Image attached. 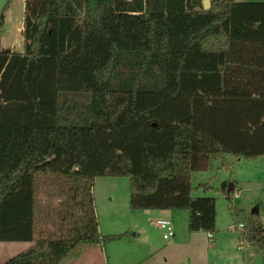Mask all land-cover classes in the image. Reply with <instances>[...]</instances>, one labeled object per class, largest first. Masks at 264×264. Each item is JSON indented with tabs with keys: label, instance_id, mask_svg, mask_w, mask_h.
<instances>
[{
	"label": "trees",
	"instance_id": "1",
	"mask_svg": "<svg viewBox=\"0 0 264 264\" xmlns=\"http://www.w3.org/2000/svg\"><path fill=\"white\" fill-rule=\"evenodd\" d=\"M21 36L0 46V240L30 243L0 264H61L121 235L98 229L95 174L126 175L129 208H185L211 233L212 195L190 193L209 183L189 177L218 151L264 153V1L23 0ZM46 174L54 229L34 219ZM247 230L261 249L264 227Z\"/></svg>",
	"mask_w": 264,
	"mask_h": 264
},
{
	"label": "rangeland",
	"instance_id": "2",
	"mask_svg": "<svg viewBox=\"0 0 264 264\" xmlns=\"http://www.w3.org/2000/svg\"><path fill=\"white\" fill-rule=\"evenodd\" d=\"M6 2L0 46L14 49L22 42L23 0H0V11ZM189 180L191 183L203 180L209 183L204 188H192L190 193L212 195L214 212L211 233H205L201 229L189 231L185 226V208H173L183 210L184 213L173 212L171 216H165L169 218L172 230L168 238L161 237L160 228L154 220L155 215L150 214H143L144 232L131 237L130 230L138 226L132 225L136 222L135 211L131 212L127 205L126 175H93L91 194L98 229L103 233L124 234L104 242H85L79 255L66 259L61 264H264V247L258 248L247 230L252 219H256L264 227V153L233 157L225 151L215 152L207 160L205 168L191 171ZM220 181H230L226 195L218 187ZM57 182L56 179H51L50 174H46L37 184L34 210L36 226L55 228L53 223L56 221L58 201L62 196ZM231 188L237 190L235 196L230 194ZM252 205L256 206V211L247 217ZM237 220L243 223L240 228H226L227 222L235 223ZM188 235L187 244L172 242L176 239L183 241ZM145 238H149L151 242L153 259L146 254ZM16 243L17 240H0V260L19 250Z\"/></svg>",
	"mask_w": 264,
	"mask_h": 264
},
{
	"label": "crops",
	"instance_id": "3",
	"mask_svg": "<svg viewBox=\"0 0 264 264\" xmlns=\"http://www.w3.org/2000/svg\"><path fill=\"white\" fill-rule=\"evenodd\" d=\"M234 1H237V0H234ZM21 44H22V42L19 44V47L17 48V46L16 47H14V49H20V47H21ZM230 182V181H229ZM130 210H131V212H133V211H135V217H136V222H139V223H136V222H133L132 223V225H136V226H138V227H135L136 229H131L130 230V235H131V237L132 236H138L141 232H144V230H143V224H142V219H143V214L144 215H146L147 216V214H150V215H155L154 216V219H155V217H157V216H167V217H169V216H171V214L173 213V212H176V213H180V214H182V213H184V211L182 210V211H179L178 209H173V208H167V207H162V208H158V207H139V208H129ZM175 210H178V211H175ZM186 210V209H185ZM178 213V214H179ZM186 214V213H185ZM138 224V225H137ZM192 230H197V229H192ZM192 230H189V231H192ZM201 230H203L205 233L207 232L206 230H204V229H201ZM100 231V230H99ZM122 234H124V233H122ZM145 241H146V250L148 251L146 254H148L147 256H149L150 258H152L153 259V257H152V255L151 254H153V249L151 250V242H149V238H145L144 239ZM18 241V243H16V244H18V245H16L17 246V249H21V248H23V247H25L28 243H30V240H17ZM188 241H189V235H188V237H186L183 241H181V240H174V241H172V242H175V243H178V242H181L182 244H187L188 243ZM99 241H94V243H98ZM245 243V242H244ZM249 244V243H248ZM83 246V245H82ZM263 247H264V245H263ZM140 248V247H139ZM81 249H82V247H81ZM141 249V248H140ZM80 253V252H79ZM79 253L77 254V255H79ZM145 255V254H144ZM146 256V255H145ZM74 257V256H73ZM142 257H144V256H142ZM71 258V257H70ZM69 259V258H68ZM242 257H241V261H242ZM164 260V259H163ZM240 261V259L238 260V262ZM237 262V263H238ZM236 264V263H235Z\"/></svg>",
	"mask_w": 264,
	"mask_h": 264
},
{
	"label": "built area",
	"instance_id": "4",
	"mask_svg": "<svg viewBox=\"0 0 264 264\" xmlns=\"http://www.w3.org/2000/svg\"><path fill=\"white\" fill-rule=\"evenodd\" d=\"M230 194L232 196H235L237 194V190L235 188H231L230 189ZM155 222L158 225V227L160 228V235L163 238H168L171 233V226H170V220L167 217L164 216H157L155 217ZM243 225L241 220H237L235 223L233 222H227L226 223V228H233V227H241ZM239 241H242L241 239Z\"/></svg>",
	"mask_w": 264,
	"mask_h": 264
},
{
	"label": "water",
	"instance_id": "5",
	"mask_svg": "<svg viewBox=\"0 0 264 264\" xmlns=\"http://www.w3.org/2000/svg\"><path fill=\"white\" fill-rule=\"evenodd\" d=\"M200 3H201V7H202V8H206V7H207V0H200ZM228 186H229V181H227V183H226L225 190L228 189ZM254 211H256V206L252 205V206L249 208V212H254Z\"/></svg>",
	"mask_w": 264,
	"mask_h": 264
}]
</instances>
